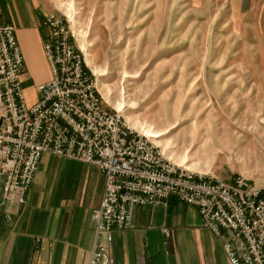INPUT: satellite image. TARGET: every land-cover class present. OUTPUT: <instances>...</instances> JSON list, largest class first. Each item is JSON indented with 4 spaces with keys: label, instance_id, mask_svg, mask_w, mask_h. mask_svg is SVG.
Wrapping results in <instances>:
<instances>
[{
    "label": "rangeland",
    "instance_id": "obj_1",
    "mask_svg": "<svg viewBox=\"0 0 264 264\" xmlns=\"http://www.w3.org/2000/svg\"><path fill=\"white\" fill-rule=\"evenodd\" d=\"M63 1L80 13L86 68L88 51L104 71L105 109L125 101L131 128L188 172L264 187V0Z\"/></svg>",
    "mask_w": 264,
    "mask_h": 264
},
{
    "label": "built area",
    "instance_id": "obj_2",
    "mask_svg": "<svg viewBox=\"0 0 264 264\" xmlns=\"http://www.w3.org/2000/svg\"><path fill=\"white\" fill-rule=\"evenodd\" d=\"M44 27L51 79L30 104L15 29L0 24V215L11 220L19 214L49 153L105 176L101 205L92 214L95 243L88 264H114V234L133 227L136 209L167 206L173 197L198 209L204 227L223 240L230 264H264V187L242 176H199L169 161L121 113L103 107L71 22L52 15Z\"/></svg>",
    "mask_w": 264,
    "mask_h": 264
},
{
    "label": "crops",
    "instance_id": "obj_3",
    "mask_svg": "<svg viewBox=\"0 0 264 264\" xmlns=\"http://www.w3.org/2000/svg\"><path fill=\"white\" fill-rule=\"evenodd\" d=\"M58 12L55 0H0V24L16 28L25 57L22 81L29 82L23 87L30 104L51 79L44 22ZM105 185L99 169L44 154L26 205L11 220L0 215V264H88L92 214ZM112 258L114 264H230L223 240L204 227L198 209L174 197L167 206L137 208L133 227L114 234Z\"/></svg>",
    "mask_w": 264,
    "mask_h": 264
},
{
    "label": "bare ground",
    "instance_id": "obj_4",
    "mask_svg": "<svg viewBox=\"0 0 264 264\" xmlns=\"http://www.w3.org/2000/svg\"><path fill=\"white\" fill-rule=\"evenodd\" d=\"M58 6L60 7V9L70 18V19H73V21L75 22L76 26H77V29H76V33L78 34L79 36V44H80V47L82 48L83 51H85V45L82 41V37H83V34L84 32L82 31V27H81V23L80 21H78L79 19V16H80V13L78 11L77 8L75 7H71V5H67L66 3H64L63 0H58ZM86 59H87V63L88 65L92 68V72L94 74V76H96L97 78V81L98 83L101 82V77L104 76V71L96 68L94 66V63H93V55L91 53H89L88 51H86ZM107 99V103L110 104V99L109 98H106ZM126 108V103L125 101H118L115 103V109L118 111V112H122L124 111ZM128 119V122L131 123V119L130 117L128 116L127 117ZM143 128V127H142ZM143 132L153 141L155 142L156 144H160V140L165 134L161 131H156L150 127H147V128H144L143 129Z\"/></svg>",
    "mask_w": 264,
    "mask_h": 264
}]
</instances>
